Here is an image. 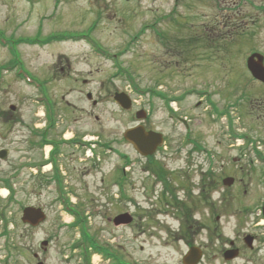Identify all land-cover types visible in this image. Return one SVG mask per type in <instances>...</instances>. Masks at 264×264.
<instances>
[{
  "label": "rangeland",
  "instance_id": "rangeland-1",
  "mask_svg": "<svg viewBox=\"0 0 264 264\" xmlns=\"http://www.w3.org/2000/svg\"><path fill=\"white\" fill-rule=\"evenodd\" d=\"M61 1V13L55 20L61 29L64 28L62 32L93 34L97 39L94 42L96 48L108 54L98 52L93 43L86 41L60 44L43 50L23 48L26 63L35 74H41L43 65L52 63L56 58L53 55L57 53L68 57L76 69L77 79L71 85L75 88L73 92L68 94V87L62 82L59 88L57 84L52 90L61 120L57 133L62 135L65 132L66 136L87 134L90 137L101 134L108 139L123 138L125 132L137 124V110H148L150 106H156V110L153 109L154 115L146 119L147 125H150L148 127L176 135L179 130L176 131L169 125L163 99L154 98L151 91L157 86L160 87L158 92L172 96L185 92L190 87L212 91L210 98L219 105L240 100L241 105L230 109L229 117L233 121L229 123L230 132H227L224 129L227 125L224 118L218 121L219 115L209 114L206 102L203 107L192 110L191 106L195 107L199 97L189 96L179 107L193 117L195 134L203 141L202 145L210 154L202 151L161 152L154 161L167 164L172 169L171 176L188 186L190 199L186 203L189 209L194 207L195 219L199 220L201 232L192 235L191 229L196 230L198 225L190 214L185 225L194 224L187 232L195 243L205 246V257L200 264H264V253L260 250L251 252L243 239V235L249 232L262 234L260 213L264 197V116L258 107L264 102V84L251 75L247 59L253 51L264 55V31L255 40L242 37L218 48L205 44L195 54L198 58H194L191 53L189 58H186L188 55L183 58L181 41H161L150 23L157 17L160 22L157 28L166 35L180 36L186 33L187 29L182 25L187 23L196 25V29L202 32L206 26L213 25L214 9L199 7L175 10V17L179 14L180 23L177 24L171 18L167 19L172 12L173 0ZM69 1L71 4L65 3ZM21 4L22 0H0V25L5 22V13L8 11L13 10L14 18H18L15 14L21 15ZM211 50L218 52V55H212ZM9 59V55L0 49V65ZM65 61L62 58L60 67L66 65ZM186 61L188 64H185ZM0 76V108L14 104L17 108L13 112L20 118V122L12 126L10 141L24 145L26 136L36 129L34 124L38 122V115L42 112L38 102L33 100L37 91L25 80L16 78V69L0 72ZM88 92L97 101L96 105L88 99ZM121 92L127 93L133 100L131 109L125 110L115 101V94ZM201 117L202 123L199 121ZM244 135L249 138L243 137ZM18 143L14 145H20ZM3 145L1 142L0 146ZM122 148L130 160L140 163V166L147 161L126 139L122 142ZM71 152L75 161L71 160L63 167L74 190L68 198L90 217L92 224L89 229L98 243L103 244L106 240L115 242L120 255L130 263L183 264V254L187 248L175 237L170 239V246L161 247L159 242L165 241L166 233L154 237L148 233L141 234L137 238V230L132 227H123L118 231L113 230L114 232L108 228L104 208L101 206L104 194H101L98 182L100 172L91 168L88 160H84L87 158L85 149L75 148ZM112 161L113 159H108V170H111ZM9 165L7 161H0V175L12 171ZM135 176L142 183L152 177L143 174L142 169L137 170ZM112 177L110 174L109 180ZM226 177H233L238 182L237 188L225 186L223 179ZM210 185H213L211 189ZM0 187L1 208L10 196L8 188ZM201 187L202 198L197 199ZM13 188L16 191L15 204L9 209H12L11 218L15 220V227L11 226L8 241L20 252V255L17 254V264H31L35 252L46 264H85L81 250H73L72 247L74 241L81 240V231L71 226L74 217L62 207L53 185L40 186L37 178H27L21 172ZM147 188L150 189V186ZM139 197L144 198L143 191ZM198 202L201 204L199 209ZM19 203L45 209L46 220L39 227L26 229L21 223ZM198 210L200 211L196 214ZM57 222L60 223L58 231L55 227ZM171 223L178 227L176 222ZM48 238L50 251L41 252L39 244ZM5 240L6 238L2 239ZM229 240H236L242 247L240 256L232 261H226L221 254L224 248L230 246ZM92 260L93 264H106L97 254Z\"/></svg>",
  "mask_w": 264,
  "mask_h": 264
},
{
  "label": "flooded vegetation",
  "instance_id": "flooded-vegetation-1",
  "mask_svg": "<svg viewBox=\"0 0 264 264\" xmlns=\"http://www.w3.org/2000/svg\"><path fill=\"white\" fill-rule=\"evenodd\" d=\"M132 1L128 0V2ZM65 3L69 5L71 1ZM61 5V0H22V4L19 6L21 15L15 14L18 18H14L13 10L8 11L5 13V22L3 25H0V49L8 54L10 58L7 62L0 65V72H10V69L17 68L16 64L19 63L21 69L37 84V86L31 84L37 91V96L33 100L37 101V105L42 108L41 114L38 115L40 118L34 124L36 129H33L32 134L26 136L24 145L16 141H10L11 134L13 133L12 126L20 122V118L15 116V112H13L12 105L10 104L8 107L0 108V141L4 143L3 146H0V161L9 162V166L12 168V171L0 175L1 186L6 188L12 186L8 192L9 199L0 208V264H17L19 261L18 255H20V252L8 241V237L12 229L11 226L14 225L15 227V220L11 218L13 214L12 209L9 208L15 204L16 191L13 185L15 181H18L20 173L22 172L23 176L25 175L30 179L37 178L40 186L52 184L60 202L62 198V200H66L71 204V199L68 196L74 190L71 187L72 184L67 180L63 167L67 162L74 160L75 157L71 151H74L75 148L85 149L87 158L84 160H88L91 168H96L97 172H100L101 176L98 182L100 184V192L104 194L101 206L104 208V218H106L108 228L112 229V231H118L123 227H132L137 230V238L141 234L148 233L151 237H154V235L166 233L165 241L159 242L161 247L170 246V239L175 237L177 241H182L187 248V251L183 254L184 260L186 253L192 246H199L203 251L201 263L205 257V246L200 243H195L194 238H190V233L187 231L188 229L190 230V227L193 228L194 224H191V226L185 225V222L188 220V214H190L196 220V225H198L196 230L191 229L192 235L201 232L199 220L195 219L194 207L191 206V209H189L186 203L188 198L190 199L188 186L180 179L171 176L173 175L172 169L167 164L154 161V159H157L161 152L194 153L202 151L210 154L209 150L202 145L203 141L195 134L193 117L184 113L179 107V104L183 103L189 96L199 97V100L195 102V107L191 106L192 110L203 107V104L206 102V109H210L209 114L219 115L220 118L218 121L222 118L226 120L227 125L224 126V129L227 132H230L229 123L231 124L233 121L232 117H229L230 109L241 105V101L235 99L226 102L225 105H219L217 101H211L210 94L212 95V91L198 89L197 87H190L185 89V92L174 96L157 92V89H160L159 86L151 89L154 98L159 97L163 99V106L167 112L166 118L170 122L169 125L174 130H179V132L176 135H169L157 131L152 127H148L150 125H147L146 119L154 115L153 109L154 111L156 110V106L155 108L154 106H150L148 115L144 116L146 118L142 120L137 118L138 122L134 126L144 127L146 131H155L161 134L162 140L159 142L157 140L155 153L147 156V161L141 166L140 163L130 160L128 154L123 150L122 142L125 139V134L123 138L112 137L109 139L101 134L95 137L86 136L87 134H75L69 138L65 132L59 135L56 129L60 125L61 120L59 119L60 115L57 114L58 103L55 100L52 90L57 84L59 88L62 82L63 85L68 87V94L73 92L75 88L71 85L77 79L76 69L68 57L66 58L65 55L57 53L53 55V58L55 56L56 58L52 63L43 65V69L40 70L41 74H35L26 63L23 48L43 50L46 47L59 46L60 44L76 43L78 36L84 39L92 38L93 34L62 32L64 28L61 29L55 20V17L61 13ZM199 7H209L215 10L213 25L206 26L202 32L196 29V25L187 23L182 25L187 29L186 33L180 36H174L172 34L166 35L162 30L157 28L158 23H160L157 17L150 23L156 36L161 41H181L184 49L181 54L183 58L185 55H188L186 58H189L190 53L194 58H198L195 54L205 44L214 45L218 48L225 43H231L242 37L255 40L264 31V0H173L172 12L167 19L171 18L174 23L179 24V14L175 17V10L183 8L198 9ZM14 20L16 22L13 23ZM190 25L192 26L191 28ZM210 52L212 55H218V52L214 50ZM255 52L258 51H253L252 53ZM62 58L66 59V65L60 67ZM185 64H188V61ZM197 66L199 67V63H197ZM16 78L18 80L21 79L17 76ZM1 79L0 76V85ZM84 82L86 83V79ZM89 95L92 96V93L88 92L87 97ZM92 102L94 105L97 104V101L93 100V96ZM258 109L261 112L263 111L262 116H264V102L262 104L260 103ZM201 116H203V113ZM95 117L97 120L99 119L98 116ZM200 119L199 121L202 123L203 118L201 117ZM2 127L7 128V130ZM244 137L248 136L244 135ZM14 143L20 145L15 146ZM92 148H94V154ZM135 150L141 155L137 148ZM108 159H113L111 162V170H108ZM140 169H142L143 174L152 176L149 178V181L142 183L135 176L136 171H140ZM110 174L113 175L112 179L110 178L111 180H109ZM237 183L235 181L230 187L237 188ZM241 183L243 182L241 181ZM147 186H150V189ZM212 187L213 185H210V189ZM141 191L144 192L143 199L139 197ZM201 192H203V187L197 193V199L202 198ZM192 196L194 195L192 194ZM200 205L198 202V209ZM18 206L21 208L22 213L21 223L26 229L39 227L44 222L38 225H35L33 222H24V209L29 207V205L19 203ZM32 207L43 209L40 206ZM62 207L65 208L64 205ZM70 208L81 213L82 224L92 238L89 229L90 224H92L89 221L90 217L83 214L75 204H71ZM43 210L46 213L45 209ZM261 210L262 234L249 232L243 235L244 241L247 236L252 238L251 244L246 243L251 252L260 250L264 253V197ZM84 215L87 216V221ZM217 219H219V215ZM172 221L176 222L178 227H174L171 223ZM55 227L58 231L60 223L57 222ZM3 238H6V240L2 241ZM114 243L106 240L101 244V257L106 264H137V262H125L124 256L120 255L121 252ZM49 244V238L48 240L42 241L39 244L40 251H50ZM229 244L230 246L226 249L224 248L221 253L226 261L234 260L226 258V252L228 250L239 249V256L242 251L241 245H238L236 240H229ZM141 250L144 249L141 248ZM3 252L4 255H1ZM31 264H46V262L35 252L33 253V261Z\"/></svg>",
  "mask_w": 264,
  "mask_h": 264
},
{
  "label": "water",
  "instance_id": "water-1",
  "mask_svg": "<svg viewBox=\"0 0 264 264\" xmlns=\"http://www.w3.org/2000/svg\"><path fill=\"white\" fill-rule=\"evenodd\" d=\"M249 70L253 76L264 82V56L260 54H254L249 57L247 62ZM116 100L125 108L129 109L132 106V101L126 93L116 94ZM141 117L142 114H139ZM125 137L143 154H152L156 148V142L160 141V134L145 131L143 127H135L128 129L125 133ZM225 183L231 185L233 183L232 178L225 180ZM45 219V214L41 209L34 207H27L24 210L23 220L25 222H33L35 225ZM246 242L252 243L251 237H246ZM239 254L238 249H230L226 252L227 259H233ZM202 258V250L199 247H191L188 254L184 257V264H198Z\"/></svg>",
  "mask_w": 264,
  "mask_h": 264
},
{
  "label": "trees",
  "instance_id": "trees-1",
  "mask_svg": "<svg viewBox=\"0 0 264 264\" xmlns=\"http://www.w3.org/2000/svg\"><path fill=\"white\" fill-rule=\"evenodd\" d=\"M82 234H83V239L85 240V242L87 243V237H88V233L83 229L82 230ZM94 251L93 252H100L101 249L99 248V246L94 245ZM86 261H89V257L86 256Z\"/></svg>",
  "mask_w": 264,
  "mask_h": 264
},
{
  "label": "bare ground",
  "instance_id": "bare-ground-1",
  "mask_svg": "<svg viewBox=\"0 0 264 264\" xmlns=\"http://www.w3.org/2000/svg\"><path fill=\"white\" fill-rule=\"evenodd\" d=\"M70 136L68 135V138H69Z\"/></svg>",
  "mask_w": 264,
  "mask_h": 264
}]
</instances>
